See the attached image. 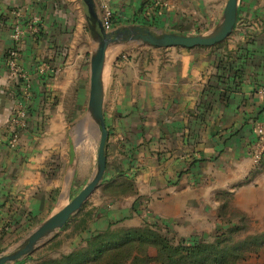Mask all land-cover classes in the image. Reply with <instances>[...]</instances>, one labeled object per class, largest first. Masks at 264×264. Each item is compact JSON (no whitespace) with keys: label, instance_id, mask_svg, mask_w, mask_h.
<instances>
[{"label":"crops","instance_id":"0c3cea01","mask_svg":"<svg viewBox=\"0 0 264 264\" xmlns=\"http://www.w3.org/2000/svg\"><path fill=\"white\" fill-rule=\"evenodd\" d=\"M227 1L96 3L101 19L111 11V32L143 26L202 34L221 21ZM87 14L83 0H0V240L54 211L97 169L100 129L89 98L98 42ZM16 24L23 30L19 65L32 95L25 99L27 127L12 144L9 120L22 98L5 54L15 44ZM113 46L104 66L111 65L109 75H103L107 170L74 214L76 222L85 221L69 246L109 228L145 224L176 238H212L228 225L221 216L223 190L232 193L231 210L255 223L256 212L264 215V169L252 161L255 128L264 117L257 92L264 87V0H239L232 34L214 46ZM125 46L134 48L129 57L120 56ZM71 141L77 143L73 163ZM121 179L133 181L135 190H103Z\"/></svg>","mask_w":264,"mask_h":264},{"label":"water","instance_id":"95a60500","mask_svg":"<svg viewBox=\"0 0 264 264\" xmlns=\"http://www.w3.org/2000/svg\"><path fill=\"white\" fill-rule=\"evenodd\" d=\"M88 8L89 27L98 44L91 58V89L89 111L100 129L97 169L91 180L61 209L49 216L28 236L27 243L10 254L0 255V264L18 260L32 252L36 245L50 233L63 228L100 187L107 170V141L109 131L104 118L103 73L107 50L110 44L140 42L160 48L169 47H210L225 41L233 32L239 13V0H228L221 21L207 34H186L177 32L155 33L149 27L132 26L118 32L107 31L97 12L96 0H83ZM77 143L71 141L72 163L75 160Z\"/></svg>","mask_w":264,"mask_h":264},{"label":"rangeland","instance_id":"374dc122","mask_svg":"<svg viewBox=\"0 0 264 264\" xmlns=\"http://www.w3.org/2000/svg\"><path fill=\"white\" fill-rule=\"evenodd\" d=\"M207 33L208 32L202 34H207ZM140 44L143 45V43ZM149 46L155 47L152 45ZM110 47H114L113 44H110L108 49ZM122 49L123 50L120 56L129 57V53H131V50L134 48L132 46H128V47L125 46V48ZM110 66H111L110 64L107 65L104 71L105 76L109 75ZM89 147L93 150L92 147H94V143L93 144L91 143ZM88 157L89 160H87L88 161L87 163L90 162V155H88ZM255 167L257 168L256 170H260V171L264 169V157L259 164L255 165ZM81 189H82L81 184L77 183L74 187V191L71 197L67 198L64 201H61L59 206H57L54 209V211H51L50 213L37 217V219H35L34 221L31 220L29 226L26 229L22 230L20 233H17L16 236L15 235L12 237L9 236L4 240H0V255L13 253L18 249H20L21 247H23L27 243V238L33 232V230L37 228L49 216H51L53 213L61 209L67 202L72 200L81 191ZM226 192L228 191L223 190V192L220 194L221 195L220 199L222 204L224 203L227 204L228 201H230V196L226 195L225 194ZM221 212L227 213V216H224V219L232 218L237 220V223H239L238 225H240L238 226L239 229H241V227L243 226V230L241 232H239L240 230H238L236 233L228 232L226 237L228 244L240 245L241 247L240 248L241 255L235 261L234 264H264V240L256 241L253 239V237H256L257 235H260L262 234V232H264L263 211L260 210L259 213L256 212L257 217L254 219L255 223H253L252 217L249 214L246 215L237 210L232 211L230 210L229 207L228 208L225 207ZM76 216L77 214L75 216L73 215L74 218H72L70 222L66 224V226L50 233L42 240H40V242L36 245V247L32 252L24 255L18 260L10 261L7 264H39L42 261L48 259L60 258L62 255H65L73 250H76L86 245V242H84L79 244L75 248L69 246V243L72 241L73 238L72 234L82 229V224L84 221L83 219L82 221L76 222V220L78 219ZM68 228H71L72 230L69 232H64ZM113 229L114 231L118 232L120 231V229H124V228L118 227ZM219 237H224V236L220 235ZM247 238H252V239H250V241H246ZM208 241L211 243L213 241H216V238H210ZM107 255L105 258H103L102 264H166L165 260L162 259L159 254V249L154 245L147 246L145 248L139 244L134 243L125 247L116 248L109 252V256Z\"/></svg>","mask_w":264,"mask_h":264},{"label":"trees","instance_id":"16d2710c","mask_svg":"<svg viewBox=\"0 0 264 264\" xmlns=\"http://www.w3.org/2000/svg\"><path fill=\"white\" fill-rule=\"evenodd\" d=\"M7 55L6 52L5 56ZM103 190L108 194H125L133 192L135 185L131 180L121 179L111 181ZM225 194L230 196V201L227 204H222L221 211L225 207H229L231 210L232 193L226 192ZM221 216H227V213L221 212ZM84 221L82 228L84 227ZM227 221L228 225L212 237L216 238V241L211 243L208 241L210 238L186 239L172 237L152 224L124 228L118 232L114 231L113 228H109L104 232L92 235L86 240V245L62 255L60 258L48 259L39 264H102L103 258L107 254L109 256L110 251L134 243L145 248L151 245L156 246L166 264H234L241 255V247L240 245L228 244L226 237L228 232L236 233L238 230L241 232L243 226L239 229V223L233 222L232 218L227 219ZM220 235L224 237H219ZM250 239L252 238H247L246 241H250ZM253 239L256 241L264 240V232L253 237Z\"/></svg>","mask_w":264,"mask_h":264},{"label":"built area","instance_id":"2783aa9c","mask_svg":"<svg viewBox=\"0 0 264 264\" xmlns=\"http://www.w3.org/2000/svg\"><path fill=\"white\" fill-rule=\"evenodd\" d=\"M103 24L107 31L111 30L113 26L112 13L109 9L105 10V13L102 16ZM36 34H39L40 30L37 27H33ZM22 27L18 24L14 26L13 37L15 39V44L12 48L7 51L6 63L9 68L10 74L14 79L19 80V90L22 100L17 102L12 110V116L9 120V126L11 130V136L9 142L16 144L18 142L20 133L27 127L28 123V108L25 104V99H28L32 95L31 83L27 75L20 69L19 60H18V46L17 42L19 41L22 35ZM258 94L260 97L264 98V87L258 89ZM256 141L252 150V161L253 163L259 164L264 157V117L262 120L257 122L256 128Z\"/></svg>","mask_w":264,"mask_h":264},{"label":"bare ground","instance_id":"6f19581e","mask_svg":"<svg viewBox=\"0 0 264 264\" xmlns=\"http://www.w3.org/2000/svg\"><path fill=\"white\" fill-rule=\"evenodd\" d=\"M110 48H111V47H110ZM112 52H113V51H112ZM111 56H112V54L110 55V57H111ZM110 57H109V58H110ZM109 61H110V60H109ZM105 62H106V61H105Z\"/></svg>","mask_w":264,"mask_h":264}]
</instances>
